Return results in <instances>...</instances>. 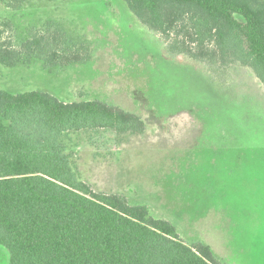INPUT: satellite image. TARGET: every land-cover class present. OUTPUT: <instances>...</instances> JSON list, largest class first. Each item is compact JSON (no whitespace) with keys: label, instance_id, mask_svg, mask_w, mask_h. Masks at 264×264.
I'll list each match as a JSON object with an SVG mask.
<instances>
[{"label":"rangeland","instance_id":"obj_1","mask_svg":"<svg viewBox=\"0 0 264 264\" xmlns=\"http://www.w3.org/2000/svg\"><path fill=\"white\" fill-rule=\"evenodd\" d=\"M59 24L86 43V64L45 70L0 65V91L48 93L62 102L99 101L142 117V135L70 132L64 142L94 192L123 195L202 242L223 264H264V87L234 67L217 83L204 64L166 52L124 0H0V25L15 45ZM0 246V264H10Z\"/></svg>","mask_w":264,"mask_h":264},{"label":"trees","instance_id":"obj_2","mask_svg":"<svg viewBox=\"0 0 264 264\" xmlns=\"http://www.w3.org/2000/svg\"><path fill=\"white\" fill-rule=\"evenodd\" d=\"M18 10L26 0H6ZM166 52L204 64L217 83L234 67L264 87V0H124ZM0 25V65L45 70L86 64V43L46 23L15 45ZM137 114L99 101L65 103L44 92L0 91V246L10 264H223L211 248L183 241L169 221L123 195L96 193L67 153L70 132L142 135Z\"/></svg>","mask_w":264,"mask_h":264}]
</instances>
